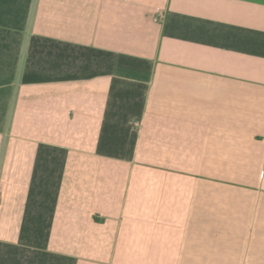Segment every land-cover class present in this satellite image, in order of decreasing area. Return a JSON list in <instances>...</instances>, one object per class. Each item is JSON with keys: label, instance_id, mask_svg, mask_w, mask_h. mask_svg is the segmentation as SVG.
I'll return each mask as SVG.
<instances>
[{"label": "crops", "instance_id": "obj_1", "mask_svg": "<svg viewBox=\"0 0 264 264\" xmlns=\"http://www.w3.org/2000/svg\"><path fill=\"white\" fill-rule=\"evenodd\" d=\"M0 264H264V0H0Z\"/></svg>", "mask_w": 264, "mask_h": 264}]
</instances>
